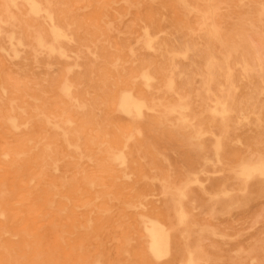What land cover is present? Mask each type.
I'll return each instance as SVG.
<instances>
[{
  "label": "bare ground",
  "instance_id": "1",
  "mask_svg": "<svg viewBox=\"0 0 264 264\" xmlns=\"http://www.w3.org/2000/svg\"><path fill=\"white\" fill-rule=\"evenodd\" d=\"M249 32L264 45V0H0V264H220L190 202L264 197ZM147 131L200 167L171 171Z\"/></svg>",
  "mask_w": 264,
  "mask_h": 264
},
{
  "label": "rangeland",
  "instance_id": "2",
  "mask_svg": "<svg viewBox=\"0 0 264 264\" xmlns=\"http://www.w3.org/2000/svg\"><path fill=\"white\" fill-rule=\"evenodd\" d=\"M264 33H262L263 35ZM248 40L257 52V55L264 62V45L259 34L249 32L247 35ZM145 139L152 143L156 148L168 154L167 161L170 162L171 171L180 169L184 171L192 170L200 167L199 160L193 149H188L181 146L173 137L163 133H156L147 131ZM210 182H205L209 186ZM158 201V206H163L166 202L165 197L156 195L154 197ZM191 206L195 209L194 219L197 225L206 226L205 229L215 230L214 227L219 228L224 232L227 237L225 243L218 238L213 240L211 237L205 240L202 248L213 250L212 256H217L220 259V264H244L246 254L244 249L251 252L250 255L256 254L264 261V197L259 199L249 212L243 210H225L224 205H215V213L212 215L209 211L212 205H201L199 195L195 194L191 197ZM259 214V219L254 222L255 216ZM173 221V220H172ZM196 231V230H195ZM196 233L193 234V238ZM190 239V246L195 247L194 239ZM107 242V241H104ZM182 241L178 239V249L182 252ZM115 242H107V247H114ZM248 246H251L248 249ZM112 255L114 256L113 252Z\"/></svg>",
  "mask_w": 264,
  "mask_h": 264
}]
</instances>
